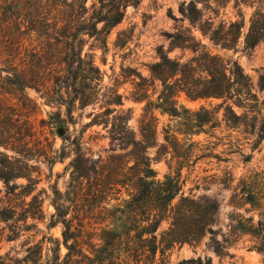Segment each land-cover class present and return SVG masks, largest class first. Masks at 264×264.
I'll list each match as a JSON object with an SVG mask.
<instances>
[{"label":"rangeland","instance_id":"374dc122","mask_svg":"<svg viewBox=\"0 0 264 264\" xmlns=\"http://www.w3.org/2000/svg\"><path fill=\"white\" fill-rule=\"evenodd\" d=\"M78 1L47 0L46 12L71 13ZM94 2L86 0L88 7ZM122 3L126 4L125 0ZM192 3L193 11L188 7ZM258 12L264 14V0L128 3L123 19L108 34L84 36L82 54L88 55L98 70L90 73L84 93L79 94L71 110L68 108L76 93L74 88L65 90L60 100L56 90L48 93L39 88L43 82L33 65L37 56L20 54L23 61L33 65L35 73L26 71L24 77H19L35 87L12 85L3 80L6 72L0 73V139L4 141L0 144L4 154L0 159L5 154L13 157L11 164L23 173L10 182L14 195L8 194V187L0 178V208L31 201L38 216L17 223L0 220V257L16 263L27 255L30 246L42 240H46L45 255L51 247L50 237L62 239V224H49L56 212L57 191L65 195L70 190L71 162L76 151L92 159L125 152L116 141L112 142L113 128L127 122L128 128L140 137L142 125L149 123L153 113L154 120L150 122L156 125L157 141L166 143L165 136L169 135L176 144L175 150L153 161L161 179L177 168L181 170L180 195L174 203L186 195L195 199L207 197L218 205L212 231L198 241L176 244L165 264H264V40L253 48L245 43L252 18ZM190 14L198 17L195 24L188 17ZM200 21L211 30L228 32L229 37H237L240 27L238 40L233 46L223 47L199 28ZM26 24L22 27L23 41L26 45L32 42L28 47L32 48L37 39L33 34V40H29L31 28ZM10 26L14 31L17 24L11 20ZM185 29L195 37L198 51L171 47L167 34ZM44 47L48 57L65 50L53 44ZM161 48L171 58L197 68L206 52L218 54L229 67L238 63L248 75L250 86L247 90L234 85L230 94L221 97H194L180 91L174 97L179 114L172 116L157 107L163 101V85L150 70L159 60ZM16 77L13 73L12 78L17 80ZM60 128L64 130L62 134ZM156 150H149L152 157ZM122 195H126L125 191ZM63 201L70 203L65 197ZM112 201L117 202L115 198ZM108 213L86 206L77 216L97 222ZM239 222L252 227L251 232L242 230ZM168 226L169 221L165 220L159 232ZM76 234L79 241L100 242V233ZM66 251L62 244V253Z\"/></svg>","mask_w":264,"mask_h":264},{"label":"trees","instance_id":"16d2710c","mask_svg":"<svg viewBox=\"0 0 264 264\" xmlns=\"http://www.w3.org/2000/svg\"><path fill=\"white\" fill-rule=\"evenodd\" d=\"M31 1L0 0V73L6 72L3 80L12 85L20 84L23 89L35 87L19 76L24 77L26 71L35 73L32 66L36 65L41 76L39 81L43 82L39 88H45L48 93L56 90L59 100L65 90L74 88L76 93L68 108L71 110L79 100V94L84 93L90 73L98 70L93 60L82 54L84 36L108 34L123 19L125 6L138 0H125L126 4L122 0H110L108 3L95 0L91 7L87 6L86 0H79L77 8H73L71 13L65 11L66 14L61 10L46 12L47 0L46 3L35 0L38 1L36 4ZM188 7L192 11L195 9L193 3ZM188 17L193 24L198 20L191 14ZM11 20L17 24L14 31L11 30ZM25 22L28 23L27 28H31L27 34L29 40H33V34L37 39V45L32 48H28L32 42L26 45L23 41L22 27ZM199 28L223 47L233 46L240 34V27L237 37L236 34L229 37L228 32L217 28L211 30L201 21ZM167 35L172 48L199 50L195 37L186 29ZM262 40L264 14L258 12L252 18L245 43L248 48H253ZM49 44L57 49L65 47V50L63 48L54 57H48L44 46ZM26 52L37 56L33 65L19 57ZM204 55V58H199L197 68L190 66L189 62L171 58L163 48L159 50V60L150 66L151 73L163 85V101L157 105L158 108L172 116L178 115L174 97L180 91L194 97H221L230 94L234 85H242L248 90L249 77L238 63L234 62L229 67L228 62L218 54L206 52ZM13 73L17 80L12 78ZM154 116L151 113L149 123L142 125L140 137L128 128L127 122L120 128H113L112 142L116 141V145L125 152L112 153L106 159H92L76 151L71 162L70 190L65 195L57 191L58 200L54 202L56 212L49 224V227L62 224V239L50 237L48 243L51 247L47 248L45 255L43 242L46 240L33 244L28 248L27 255L13 264H165L169 251L176 244L198 241L212 231L217 203L207 197L195 199L186 195L179 196L174 203L180 195L181 170L177 168L163 179L158 177L153 161L175 150L176 144L169 135L165 136L166 143L157 141L156 125L150 122ZM2 142L0 139V144ZM153 147L157 148L155 157L149 151ZM0 155H4L2 151ZM4 157L0 159V178L6 183L8 194L14 195L10 182L23 173L11 164L13 157L8 154ZM123 191L126 195H122ZM64 197L69 204L63 201ZM114 198L117 202L112 201ZM86 206L89 209L99 208L101 212L108 211L110 215L97 222L78 219L77 212H83ZM37 216L31 201L23 200L22 204L0 208L1 221L26 222ZM165 220L169 221V226L159 232ZM239 223L242 230L251 232L252 227L249 229L246 224ZM76 233H100V242L79 241ZM62 244L67 249L65 253H62ZM0 264L11 263L0 257Z\"/></svg>","mask_w":264,"mask_h":264},{"label":"water","instance_id":"95a60500","mask_svg":"<svg viewBox=\"0 0 264 264\" xmlns=\"http://www.w3.org/2000/svg\"><path fill=\"white\" fill-rule=\"evenodd\" d=\"M64 132L63 128L59 129V133L62 134Z\"/></svg>","mask_w":264,"mask_h":264}]
</instances>
